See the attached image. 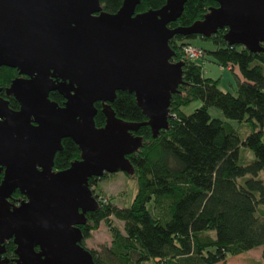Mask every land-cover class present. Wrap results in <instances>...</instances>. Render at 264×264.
Segmentation results:
<instances>
[{
    "label": "water",
    "instance_id": "95a60500",
    "mask_svg": "<svg viewBox=\"0 0 264 264\" xmlns=\"http://www.w3.org/2000/svg\"><path fill=\"white\" fill-rule=\"evenodd\" d=\"M140 1L124 0L110 13L100 0H0V67L22 75L5 90L19 109L0 95V264L10 239L16 264H96L81 245L80 225L99 207L89 179L132 174L127 155L143 144L133 132L148 124L156 137L169 127L171 97L184 82V61L171 60L175 34L210 37L225 28L230 44L264 51V0H214L218 6L202 19L175 28L168 23L187 0L136 12ZM118 91L135 94L145 122L116 115ZM97 102L102 126L95 123ZM67 137L81 156L55 170ZM16 190L25 196L18 203L11 201Z\"/></svg>",
    "mask_w": 264,
    "mask_h": 264
},
{
    "label": "trees",
    "instance_id": "16d2710c",
    "mask_svg": "<svg viewBox=\"0 0 264 264\" xmlns=\"http://www.w3.org/2000/svg\"><path fill=\"white\" fill-rule=\"evenodd\" d=\"M123 1L100 0L103 10L110 13ZM165 2L141 0L136 12L160 8ZM216 5L214 0H187L180 17L168 26H188ZM226 32L219 29L210 37L175 34L169 40L175 52L171 60L184 61V82L171 97L169 127L156 137L148 124L133 132L143 137V144L127 155L134 172L126 175L138 186L131 204L120 207L112 199L100 200V194L93 190L99 207L88 212L87 222L80 225L85 248L91 232L102 222L110 233L108 245L90 249L96 264H143L151 260L156 264H218L258 247H262L264 258V178L260 176L264 173V51L232 45L225 39ZM198 36L213 45L211 49L201 46L203 57L211 54L221 68L238 67L241 77L237 76L236 93L206 79L199 59L185 58L184 47L195 45L190 40ZM18 76L17 68L0 67L3 96ZM50 98L60 105L65 101L58 91L50 92ZM196 100H202L201 106L186 114L183 108ZM9 105L19 107L14 96L9 98ZM95 105V123L102 126V103ZM111 106L124 120L143 123L148 119L133 93L118 91ZM210 107L248 123L251 131L243 138L230 122L207 118ZM62 144L54 158L55 170L67 168L81 156L71 138H63ZM242 147L254 153L247 164L240 162ZM107 175L91 177L89 186L95 188ZM23 198L16 190L11 201L18 203ZM15 248L12 239L6 242L5 264H16Z\"/></svg>",
    "mask_w": 264,
    "mask_h": 264
},
{
    "label": "rangeland",
    "instance_id": "374dc122",
    "mask_svg": "<svg viewBox=\"0 0 264 264\" xmlns=\"http://www.w3.org/2000/svg\"><path fill=\"white\" fill-rule=\"evenodd\" d=\"M190 41L191 43L202 46L206 49L213 48L210 41L204 40L200 36L192 38ZM197 62L201 64L203 75L206 79L215 81L222 90L236 93L239 81L237 76L241 77L238 67H234L233 70L221 68V66L214 61L211 54H207L205 57L197 60ZM201 104L202 100H196L188 106H185L183 111L186 114L191 115L201 106ZM211 117L226 120L235 127H238L237 130L243 138L251 131L248 123H240V121L229 117L228 114L219 108H209L207 118ZM240 155V162L242 164H247L254 159V153L245 147L241 148ZM107 174L108 175L105 178L98 180L97 185L92 189L100 194V200L108 201L109 199H112V202L117 206H129L138 190L136 180L128 177L123 171ZM260 176L264 178V173L261 172ZM116 222L121 227L123 226L122 221L116 220ZM91 234V237L86 240L88 249L100 250L104 245H108L111 241L110 233L103 222L99 225L98 229L93 230ZM143 264H156V262L151 260L146 261ZM218 264H264L262 247L252 249L244 254L229 257L225 262H220Z\"/></svg>",
    "mask_w": 264,
    "mask_h": 264
},
{
    "label": "built area",
    "instance_id": "2783aa9c",
    "mask_svg": "<svg viewBox=\"0 0 264 264\" xmlns=\"http://www.w3.org/2000/svg\"><path fill=\"white\" fill-rule=\"evenodd\" d=\"M205 51L201 46L189 44L184 47V56L189 60H197L204 56Z\"/></svg>",
    "mask_w": 264,
    "mask_h": 264
},
{
    "label": "flooded vegetation",
    "instance_id": "af4514ba",
    "mask_svg": "<svg viewBox=\"0 0 264 264\" xmlns=\"http://www.w3.org/2000/svg\"><path fill=\"white\" fill-rule=\"evenodd\" d=\"M217 6V5H216ZM213 7V6H212ZM19 76H22L20 73H19ZM18 76V77H19ZM1 92H2V90H1ZM1 92H0V95H2L1 94ZM6 92V91H5ZM3 96V95H2ZM11 96H13V95H7L6 93H5V96H3L4 98H6L8 101H9V98L11 97ZM19 103V102H18ZM10 106V105H9ZM20 108V104H19V107L17 108V109H19ZM15 109V108H14ZM17 109H15V110H17ZM94 189V188H93ZM24 199V198H23ZM22 200V199H21Z\"/></svg>",
    "mask_w": 264,
    "mask_h": 264
}]
</instances>
